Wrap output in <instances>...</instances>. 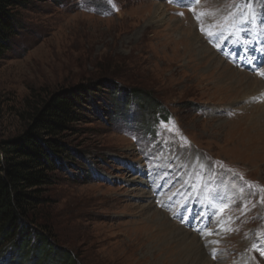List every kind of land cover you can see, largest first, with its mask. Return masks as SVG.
<instances>
[{
  "label": "rangeland",
  "instance_id": "1",
  "mask_svg": "<svg viewBox=\"0 0 264 264\" xmlns=\"http://www.w3.org/2000/svg\"><path fill=\"white\" fill-rule=\"evenodd\" d=\"M22 20L0 62V141L69 148L35 210L57 247L79 264H264V0H31ZM81 90L71 128L31 129ZM10 245L0 264H48Z\"/></svg>",
  "mask_w": 264,
  "mask_h": 264
},
{
  "label": "trees",
  "instance_id": "2",
  "mask_svg": "<svg viewBox=\"0 0 264 264\" xmlns=\"http://www.w3.org/2000/svg\"><path fill=\"white\" fill-rule=\"evenodd\" d=\"M30 6L31 0H0V62L19 46L21 35L29 32L22 12ZM92 95L90 90L54 94L35 112L31 129L50 135L63 133L71 128L68 123L81 116L76 109L90 105ZM132 95L124 96L122 102L127 104ZM144 101L143 108L152 109L154 124L170 118L161 105ZM68 149L59 140L44 145L36 134L24 140L0 141V245L9 243L15 251L29 253L34 260L48 264H79L74 254L57 247L51 220L35 211L50 202L41 187L54 183L57 157L68 158Z\"/></svg>",
  "mask_w": 264,
  "mask_h": 264
},
{
  "label": "bare ground",
  "instance_id": "3",
  "mask_svg": "<svg viewBox=\"0 0 264 264\" xmlns=\"http://www.w3.org/2000/svg\"><path fill=\"white\" fill-rule=\"evenodd\" d=\"M200 39H201V38H200ZM200 44H201V43H200ZM202 45H203V44H202ZM204 46H205V45H204ZM200 47H202V46L200 45ZM199 50H200V49H199ZM207 51H210V50L208 49ZM213 56H215V55H213ZM214 59H215V58H214ZM220 59H221V58H220ZM210 60H211V59H210ZM220 62H221V61H220ZM214 64H215V63H214ZM219 64H220V63H219ZM216 65H217V64H216ZM223 66H225V65H223ZM217 67H218V66H217ZM235 72H236V71H235ZM232 75H233V74H232ZM235 75H236V74H235ZM228 76L231 77L230 74H229ZM251 77H254V76H251ZM247 78H248V77H247ZM249 83H250V85L252 84V87H253V85L256 86V87H258V88L260 87L257 79H252V80L249 81ZM249 83H248V84H249ZM248 84H247V85H248ZM261 84H262V82H261ZM261 84H260V85H261ZM256 87H255V88H256ZM247 88H248V87H247ZM252 89H253V88H252ZM260 89H261V88H260ZM258 90H259V89H258ZM259 91H260V90H259ZM253 95H254V94H253ZM262 105L264 106V103H263ZM148 180H149V181H152V180H155V178H154V177H150V178L147 179V180L144 179V178H142L141 182H142V184H146V183H148ZM205 182H206V180H205ZM229 190H230V189H229ZM229 190H228V191H229ZM230 191H231V190H230ZM230 195H231V194H230ZM149 205L151 206V204H149ZM148 207H149V206H148ZM162 212H163V211H162ZM165 216H167V215H165ZM170 223H171V222H170ZM170 223H169V225H170ZM168 227H169V226H168ZM145 230H146V229H145ZM188 231H189V230H188ZM188 233H189V232H188ZM149 234H150V233H149ZM185 234H186V233H185ZM183 235H184V234H183ZM152 236H153V235H152ZM139 237H140V236H139ZM183 238H184V237H183ZM195 238H197V237H195ZM152 239H153V238H152ZM187 239H188V238H187ZM197 239H198V238H197ZM144 240H146V239H144ZM181 240H182V239H181ZM184 240H185V239H184ZM193 241H194V239H193ZM203 243H206V240H205ZM176 244H177V243H176ZM190 244H191V243H190ZM182 245H183V244H182ZM185 245H186V244H185ZM185 245H184V246H185ZM191 247H193V246H191ZM200 247H201V246H200ZM193 248H194V247H193ZM193 248H192V249H193ZM196 248H197V247H196ZM196 248H194V250H195ZM203 249L206 251L208 248L204 247ZM189 250H190V249H189ZM189 250H188V251H189ZM197 251H198V249H197ZM197 251H196V252H197ZM186 252H187V251H186ZM197 253H198V252H197ZM200 253H201V252H200ZM191 254H192V253H191ZM198 254H199V253H198ZM185 255H186V254H185ZM187 255H188V254H187ZM201 255H202V254H201ZM194 256H195V255H194ZM202 256H203V255H202ZM189 257H190V256H189ZM205 257H206V256H204L205 262L207 261L208 264H215V262H211L210 260H206ZM242 257H243V256H242ZM199 258H200V257H199ZM243 259H244V258H243ZM197 260H198V259H197ZM199 260H200V259H199ZM202 261H203V260H202ZM167 264H168V263H167ZM195 264H196V263H195ZM203 264H204V263H203ZM217 264H219V263H217ZM241 264H250V263H241Z\"/></svg>",
  "mask_w": 264,
  "mask_h": 264
},
{
  "label": "snow or ice",
  "instance_id": "4",
  "mask_svg": "<svg viewBox=\"0 0 264 264\" xmlns=\"http://www.w3.org/2000/svg\"><path fill=\"white\" fill-rule=\"evenodd\" d=\"M170 2L172 3H177L179 4L180 6H184V0H170ZM194 2V0H193ZM180 15H183V13H179ZM203 30V29H202ZM209 35H211V33H209ZM261 75H264V73H260ZM264 247V246H262ZM262 254H264V252H262Z\"/></svg>",
  "mask_w": 264,
  "mask_h": 264
}]
</instances>
